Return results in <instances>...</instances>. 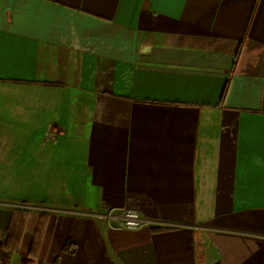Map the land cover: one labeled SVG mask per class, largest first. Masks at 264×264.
Returning <instances> with one entry per match:
<instances>
[{
    "label": "crops",
    "instance_id": "0c3cea01",
    "mask_svg": "<svg viewBox=\"0 0 264 264\" xmlns=\"http://www.w3.org/2000/svg\"><path fill=\"white\" fill-rule=\"evenodd\" d=\"M3 96L7 264H264V0H0Z\"/></svg>",
    "mask_w": 264,
    "mask_h": 264
},
{
    "label": "built area",
    "instance_id": "2783aa9c",
    "mask_svg": "<svg viewBox=\"0 0 264 264\" xmlns=\"http://www.w3.org/2000/svg\"><path fill=\"white\" fill-rule=\"evenodd\" d=\"M19 207V206H18ZM32 209H36L31 207ZM46 209V208H42ZM50 210L49 208H47ZM68 212L92 217L100 221L105 222L109 227L136 230L140 228H150L153 226L160 227H193L196 229L206 230H221L229 231L221 228L205 225V224H193L188 225L178 222H170L163 219L151 218L143 214L139 209L135 207H121V208H108L104 210H68Z\"/></svg>",
    "mask_w": 264,
    "mask_h": 264
},
{
    "label": "rangeland",
    "instance_id": "374dc122",
    "mask_svg": "<svg viewBox=\"0 0 264 264\" xmlns=\"http://www.w3.org/2000/svg\"><path fill=\"white\" fill-rule=\"evenodd\" d=\"M12 97L14 96H11V97L3 96L2 98L0 97V103H3V104L6 103V105L8 104L9 108L17 106V105H14L16 103L15 101L11 103L10 99ZM16 128H19L18 124L16 125ZM16 128H13L12 126H4V128L2 129V133L0 134L1 135L0 137V163L3 162L4 160L7 161V159H9L7 157H10V158L13 157L14 159H17L18 155L21 154V148L24 144L23 142L18 144L21 138H19L16 141L18 136L21 135L20 132L19 133L17 132ZM13 158H11V160ZM2 169L3 167L0 164V173ZM17 176L18 175H15V174L13 175L9 174L8 176H6L8 177L7 181L2 183L3 178L0 174V186H17L16 184L17 179H19L20 183H22L21 178Z\"/></svg>",
    "mask_w": 264,
    "mask_h": 264
},
{
    "label": "trees",
    "instance_id": "16d2710c",
    "mask_svg": "<svg viewBox=\"0 0 264 264\" xmlns=\"http://www.w3.org/2000/svg\"><path fill=\"white\" fill-rule=\"evenodd\" d=\"M10 238H11V234H9L8 239L5 242H0V262L2 264L8 263L11 253L13 252L11 248H8L10 245Z\"/></svg>",
    "mask_w": 264,
    "mask_h": 264
}]
</instances>
